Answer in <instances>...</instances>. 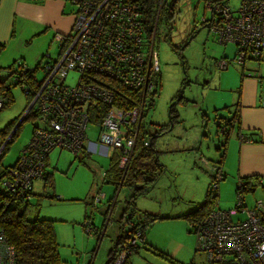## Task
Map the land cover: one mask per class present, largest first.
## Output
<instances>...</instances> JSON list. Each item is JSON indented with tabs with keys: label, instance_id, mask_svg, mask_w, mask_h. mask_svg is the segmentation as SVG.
<instances>
[{
	"label": "rangeland",
	"instance_id": "374dc122",
	"mask_svg": "<svg viewBox=\"0 0 264 264\" xmlns=\"http://www.w3.org/2000/svg\"><path fill=\"white\" fill-rule=\"evenodd\" d=\"M138 1L146 10L144 14L147 22L150 24L156 19L152 56L158 61V75L153 88L155 92L151 93L152 90L144 100L138 135L148 137L159 129H166L154 137L158 160L166 171L149 193L135 199L136 209L164 218L155 219L145 226L144 244L138 243L139 248L136 252H131L128 259L130 264H204L203 254L195 250L196 235L191 232V223L181 217L183 209H186L185 201L195 203L204 200L206 184L211 179L216 166L214 162L218 159V151L213 145L217 143L218 137L212 121L214 111L208 110V119L202 115V98L207 93V79L214 77L217 72L226 71L228 74L222 86L226 87L231 83L239 85L238 66L241 65H236L232 60L235 44L218 42L216 35L206 25H202V20L209 16L203 10V0H165L157 16V0ZM223 1L231 11H235L240 3V0ZM63 3L62 11L70 16L71 13L74 14V6L68 2ZM169 11L173 13L171 18H168ZM57 50V44L52 41L46 53L53 58ZM46 60V56H41L35 66ZM220 62L227 63L226 67L220 69ZM17 63H24L30 68L34 66V63L24 61L11 65L16 66ZM229 69L235 70L233 72ZM42 75L41 67L37 66L33 77L39 80ZM77 77V72L67 71L64 84L74 86ZM4 80L9 88L11 101L7 103L3 100L0 130L16 118L19 119L27 103V98L18 85L9 77ZM31 126L29 118L21 122L17 133L0 157V168L14 162L30 139ZM86 126L87 138L84 145L95 143V149H88L86 159L81 155L73 156L65 149H51L47 154L45 167L46 172L50 173L49 183L43 187L41 180H34L27 203V218L36 216L52 220L59 264H103L113 245L112 238L115 229L118 230L129 194V189L125 186L114 192L112 184L102 181L109 151L99 150L97 127L90 123ZM230 136H234L233 131ZM195 138V145H188ZM185 141L187 144L175 147L177 142ZM220 167L224 176L217 180L216 203L219 209L228 210L238 202L235 191L238 182L236 159L234 156L227 160L224 157ZM261 178L257 177V180ZM242 195L244 210L251 209L259 199L263 200L260 185H255L252 192L246 191ZM114 201L113 207L111 203ZM244 215L245 213L237 214L238 217ZM232 218L235 219V215ZM87 220L92 223L89 227L84 226V221ZM103 227L105 231L97 239L98 229Z\"/></svg>",
	"mask_w": 264,
	"mask_h": 264
},
{
	"label": "built area",
	"instance_id": "2783aa9c",
	"mask_svg": "<svg viewBox=\"0 0 264 264\" xmlns=\"http://www.w3.org/2000/svg\"><path fill=\"white\" fill-rule=\"evenodd\" d=\"M63 1L74 6V18L68 33L52 37L58 46L56 56L50 58L46 52L42 55L47 57L37 65L43 71L42 77L28 84L20 76L21 69L30 68L24 63L4 70L24 94L31 96L28 109L34 106L36 110L30 139L1 183L11 198L17 195L29 198L27 191L32 189L34 180L44 176L51 149H65L73 156L78 155L87 138L88 123L97 127L101 146L119 151L117 165L124 168L138 136L144 100L153 90L158 75V61L152 56L156 19L147 22L146 10L138 0ZM203 1V10L209 16L202 22L218 42L235 44L233 62L236 65L247 60L257 62L264 48V0H240L235 11L221 0ZM163 3L165 0H157L156 16ZM226 64L220 62L219 68H225ZM69 70L78 73L72 87L64 84ZM99 78L138 91L141 104L130 109L116 106L113 92L100 84ZM261 94L264 98V80ZM1 103L0 97V108ZM91 108L102 109L96 112L100 118L94 122L89 120ZM233 122H237L234 117ZM239 138L244 141L242 135ZM143 145H147L146 140ZM219 178L217 173L216 180ZM236 193L238 205L244 201L240 191ZM215 206L191 224L196 235L195 250L203 254L204 264H264V226L256 213L263 206L262 201L259 199L254 208L245 210L244 206L228 210ZM237 212L245 215L233 219ZM127 223L124 222L125 227L131 226ZM139 237V229L127 237L111 264H123L130 253L128 245L138 244ZM0 264H15L13 246L1 231Z\"/></svg>",
	"mask_w": 264,
	"mask_h": 264
},
{
	"label": "trees",
	"instance_id": "16d2710c",
	"mask_svg": "<svg viewBox=\"0 0 264 264\" xmlns=\"http://www.w3.org/2000/svg\"><path fill=\"white\" fill-rule=\"evenodd\" d=\"M66 2V1H65ZM173 15L172 11L168 12V18H171ZM204 25V23H202ZM10 65L4 69H1L6 75L8 72L4 70L11 67ZM36 68L34 66L31 68L24 67L20 71V76L25 79V81L32 85L35 82L33 77V71ZM11 79V78H10ZM12 81V80H11ZM100 84L109 88L114 95V103L116 106H119L123 109H130L134 106L141 104L140 93L138 91L130 90L114 80H109L105 78H99L98 81ZM14 84H16L13 81ZM156 85V80H155ZM23 91V90H22ZM155 89L151 92L154 93ZM27 98V103L24 108L26 110L28 104L30 103L31 96L25 94ZM0 97L2 98L1 108L5 102H10L11 97L9 93V88L5 84L4 78H0ZM235 106L237 103L234 104ZM144 107V103H143ZM0 108V109H1ZM233 109V107H232ZM102 110V109H101ZM98 108H91L89 111V120L91 122L96 121L100 118V114L96 113L101 111ZM23 111V113H24ZM143 112V111H142ZM22 113V114H23ZM233 113V110H232ZM142 116V114H141ZM236 113H233L235 119ZM20 118V117H19ZM30 119L32 125L34 124L36 118V110L34 106H31L23 115V118L18 121L16 118L11 123L7 124L2 130H0V145L7 136L12 131V134L8 137L6 143L0 150V157L7 149L8 143L12 140L13 136L17 133L21 122L25 119ZM19 122V123H17ZM214 122V120H213ZM215 126V125H214ZM32 127V126H31ZM14 128V129H13ZM236 128V127H235ZM13 129V130H12ZM166 130V129H164ZM164 130L159 129L154 132L152 135L146 137L145 135H139L136 137L134 147L130 153L129 160L127 165L124 168H119L117 162L111 164L110 171L104 173L102 180L105 177V181L112 183L114 186V192L120 187L125 186L129 189V194L125 201V208H123V214L118 224V235L113 241L112 247L108 250L106 261L103 264H111L113 258L116 256L117 251L125 239L131 236L135 230H140L139 243L141 245L143 242V229L149 222L155 219H163L164 217L158 214H154L148 211H139L135 207V199L137 196L147 194L154 187L158 179L165 173V167L158 160V151L154 147V137H157L159 134L164 132ZM232 129H225L222 131L221 136L223 139L227 138ZM236 131L238 129H235ZM237 134V132H236ZM239 136V134H238ZM244 141L248 138L242 135ZM240 140V138L238 137ZM143 140L147 141V145H143ZM218 148V159L216 162L215 170L211 175V179L205 189L204 200L200 204L194 203L193 201H185V206L192 207V210L182 213L181 217L186 218L190 223L196 222L198 219L203 217L216 203L217 194L216 186L217 180L216 175L219 173L220 178L222 179L224 173L221 171L220 163L224 158V143L216 145ZM120 154V153H119ZM120 156V155H119ZM17 158V157H16ZM16 160V159H15ZM14 160V162H15ZM14 162L9 166L0 168V183L8 176V169L13 166ZM253 178V179H252ZM252 178H245L238 180L235 191H240L241 201H243V193L246 191L252 192L255 185H260L263 193V206L261 209H257L256 213L260 224L264 226V180H257V177L252 176ZM44 180V185H47L50 180V173H47L45 170L44 176L41 178ZM255 180V182H253ZM50 185V184H49ZM27 194H32V189L27 191ZM28 199L24 195H17L15 197H9V195L4 191L3 186L0 184V231L4 234L7 239V242L13 246L14 249V260L15 264H59L58 254H57V245L55 242L54 231L52 220L48 218H39L34 217L32 219L27 218L26 209ZM115 204V201L111 205ZM239 209V207H245V203L242 202L238 205H235L234 208ZM110 207V204L108 208ZM218 207V206H217ZM254 208V206H253ZM108 211V209H107ZM235 218H240L237 216ZM126 221L131 224L129 227H125L124 222ZM90 225L88 221H84V225ZM128 224V223H127ZM91 226V225H90ZM192 226V225H191ZM192 232V229H191ZM98 239V237H97ZM130 253L139 248V244L128 245ZM129 254L125 256L123 264H130L128 261Z\"/></svg>",
	"mask_w": 264,
	"mask_h": 264
},
{
	"label": "crops",
	"instance_id": "0c3cea01",
	"mask_svg": "<svg viewBox=\"0 0 264 264\" xmlns=\"http://www.w3.org/2000/svg\"><path fill=\"white\" fill-rule=\"evenodd\" d=\"M63 6L64 3L61 0L39 2L31 0H0V78L7 75L1 69L10 66L14 62L24 61L34 63V65L37 64L43 55L42 53L46 52L49 45H51L53 35L68 33L74 14L71 13V16L65 14L62 11ZM238 67H240L238 69L240 76L239 85L231 83L226 86L227 88L222 86L228 77L226 71L217 72L214 77L207 79L205 88L207 93L202 98L204 105H201L203 109L202 115H205L208 119V110L212 109L214 111L212 115L213 121L216 116H227L226 110L229 109L231 111L233 107V113H236L235 118L237 119L235 129H238L233 131L235 137L228 136L229 138L223 139L220 134H217V143L213 145L218 151L220 147L216 145H220L222 141L226 160L230 156H234V159H236V179L240 180L255 176L262 177L261 179L264 180V98L261 94L262 80H264V48L256 63L253 61L244 62L243 65ZM229 70L234 72L235 69ZM247 72L250 75H244ZM235 103H237L236 106L234 105ZM213 127L215 128L214 123ZM238 134L248 138L247 141H240ZM202 136H204V133ZM196 139L191 140L188 145H195ZM228 139L229 142H227ZM183 144H187V141L177 142L175 147ZM95 146V143H88L86 146L83 144L78 155L86 159L89 154L88 149L94 150ZM99 150L101 152L109 151L107 168L103 174L108 173L111 164L118 162L119 151L107 150L101 145ZM102 181L106 182L105 177ZM41 182L44 187V180L41 179ZM208 183L209 181L206 187ZM33 186L34 181L32 182V190ZM195 203L200 204L201 202ZM184 207L186 209H183V213L192 210V207ZM102 209H104V206ZM86 218L88 217L86 216ZM89 224L92 225L91 222ZM112 225L114 224L112 223ZM104 231L105 227L98 229V238ZM114 233L113 241L118 235V230L115 229Z\"/></svg>",
	"mask_w": 264,
	"mask_h": 264
},
{
	"label": "water",
	"instance_id": "95a60500",
	"mask_svg": "<svg viewBox=\"0 0 264 264\" xmlns=\"http://www.w3.org/2000/svg\"><path fill=\"white\" fill-rule=\"evenodd\" d=\"M28 109V107L26 108V110ZM26 110L24 111V113L20 116V118L18 119V121H20L23 118V115L25 114ZM226 114H228L227 116H216L213 120H214V125H215V129H216V133L217 134H222V131L224 130V128L227 129H232V131H234L235 129V123L232 121V116L233 113L232 111H230L229 109L226 110ZM19 123V122H17ZM14 129V128H13ZM12 129V130H13ZM12 134V131L10 132V134L7 136V138L2 142V144L0 145V150L2 149V147L4 146V144L6 143L8 137Z\"/></svg>",
	"mask_w": 264,
	"mask_h": 264
}]
</instances>
